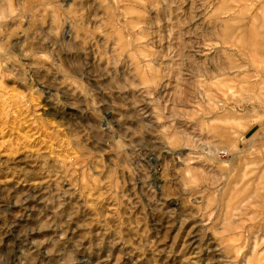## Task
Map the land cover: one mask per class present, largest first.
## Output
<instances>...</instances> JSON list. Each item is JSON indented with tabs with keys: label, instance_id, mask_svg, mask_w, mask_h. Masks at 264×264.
I'll use <instances>...</instances> for the list:
<instances>
[{
	"label": "rangeland",
	"instance_id": "rangeland-1",
	"mask_svg": "<svg viewBox=\"0 0 264 264\" xmlns=\"http://www.w3.org/2000/svg\"><path fill=\"white\" fill-rule=\"evenodd\" d=\"M0 264H264V0H0Z\"/></svg>",
	"mask_w": 264,
	"mask_h": 264
}]
</instances>
